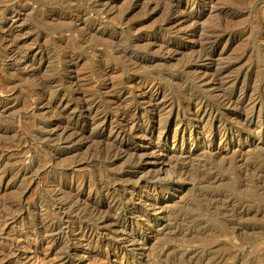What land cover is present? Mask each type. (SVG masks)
Instances as JSON below:
<instances>
[{
    "label": "rangeland",
    "instance_id": "rangeland-1",
    "mask_svg": "<svg viewBox=\"0 0 264 264\" xmlns=\"http://www.w3.org/2000/svg\"><path fill=\"white\" fill-rule=\"evenodd\" d=\"M0 86V264H61L67 250L84 264H264V0H0ZM222 91L242 99L221 104ZM189 96L212 119L195 123ZM127 106L136 115L122 118ZM119 144L114 160L98 150ZM72 178L106 184L147 221L87 229L83 205L106 210V191L69 190ZM69 192L82 207L59 209Z\"/></svg>",
    "mask_w": 264,
    "mask_h": 264
},
{
    "label": "bare ground",
    "instance_id": "bare-ground-1",
    "mask_svg": "<svg viewBox=\"0 0 264 264\" xmlns=\"http://www.w3.org/2000/svg\"><path fill=\"white\" fill-rule=\"evenodd\" d=\"M203 3V2H202ZM206 3H207V1H206ZM170 4V3H169ZM205 4V3H204ZM169 6V10L170 11H173V10H177V9H180V6H181V4L179 3V2H177V1H172L171 2V4L170 5H168ZM205 6V5H204ZM168 8V7H167ZM7 29V28H6ZM97 30V29H96ZM97 32V31H96ZM5 42H7L8 40H7V38L6 37H4V38H2ZM3 41V42H4ZM8 43V42H7ZM7 47H10L11 45H9V44H5ZM6 46H4V47H6ZM6 47V48H7ZM12 52V51H11ZM10 54V53H9ZM11 55V54H10ZM202 55H204V54H202ZM13 56V55H12ZM207 56V55H206ZM205 56V57H206ZM214 73V72H213ZM219 73H221V72H219ZM149 75V74H148ZM210 75V76H209ZM218 75L217 74H205V75H202V76H200V77H198V80L200 81V82H202V83H208V82H210V81H213L214 80V78H216ZM148 80H149V78H148ZM50 82V81H49ZM46 83V82H43V83H41L40 85H39V89L40 90H42L43 92H46L47 91V88L50 86L49 84L50 83ZM143 82H145V81H143ZM73 83V82H72ZM72 83H71V85H72ZM77 84V83H76ZM75 87V86H74ZM50 88V87H49ZM77 88V87H76ZM2 89V87L0 86V90ZM138 89H139V87H138ZM234 90V89H233ZM41 91V92H42ZM149 94L147 95H145V97L147 98V100H146V104H147V106H148V109H147V111H149V112H155L157 109H159L160 108V105H161V102L159 101V97H160V94H159V90L157 89V88H155L154 86H149ZM143 92V91H142ZM146 92H143V93H141L142 95L143 94H145ZM162 93V92H161ZM222 93V94H221ZM221 93H219L217 96H218V100L217 101H219V103H221V104H223L224 102H226V104H227V102L229 103V104H233V103H236L238 100H241L242 99V96H241V93L239 94V95H237V93L235 94V93H233V92H229V94L228 93H226L225 91H222ZM140 94V93H139ZM186 94V93H185ZM52 96H54L53 94H50V97H52ZM216 96V95H215ZM214 96V98H216ZM190 97V102H191V105H193V106H191V107H194V108H196V112H195V114L193 115V121L195 122V123H200V122H202L203 120H204V118H206L207 117V120H209V119H212L211 118V109L210 110H208V104L206 103V102H203V101H194V99H191L192 97L191 96H189ZM236 97V98H235ZM145 99V98H144ZM189 99V98H188ZM85 100V99H84ZM196 100V99H195ZM211 101V100H210ZM45 102V101H44ZM45 103H47V102H45ZM86 103V102H85ZM212 103V102H211ZM89 104V103H88ZM215 104V103H214ZM237 104V103H236ZM87 105V104H86ZM92 105H93V103H92ZM91 105V106H92ZM213 105V104H212ZM90 106V107H91ZM226 106V105H225ZM85 107V106H84ZM87 107V106H86ZM215 107V106H214ZM194 112V111H193ZM214 112V111H213ZM59 114V113H58ZM129 114H132L133 116L134 115H136V111H135V109L133 108V106H127V107H125V108H123L122 109V111L120 112V116L122 117V118H124V117H127V116H129ZM132 118V117H131ZM134 118V117H133ZM191 119V120H192ZM190 120V119H189ZM62 121V120H61ZM92 121V120H91ZM214 121V120H213ZM209 122V121H208ZM207 122V123H208ZM104 123V122H103ZM86 124H84V126H85ZM83 126V127H84ZM101 126H102V124H101ZM125 127H129V129H130V133L132 134V135H134V136H136V137H142V136H145L146 134H145V132H147V129H145V127L146 126H138L137 124H136V122L135 121H131V122H129V125H128V123L127 124H125ZM124 127V128H125ZM76 128H78V123H74V124H72V123H68L67 124V127H65V129L63 130V133H65V134H67L68 133V129H70V130H72L73 131V133H72V136H77V135H79L80 134V130H77ZM80 128V127H79ZM83 129V128H82ZM117 132V131H116ZM60 134H62V133H60ZM112 134V133H111ZM117 135H116V137H118L119 136V133H116ZM64 136V135H63ZM81 136V135H80ZM191 136V135H190ZM193 136V135H192ZM143 138V137H142ZM72 139V138H71ZM78 139V138H77ZM150 139V138H149ZM76 140V139H75ZM74 140V141H75ZM182 145V144H181ZM226 145V144H225ZM155 149V148H154ZM154 149L151 151V152H143V153H135V152H133V154L132 153H130L129 155L131 156V158L129 159V162L134 166V164H137V163H139V162H143V161H146V157H153V156H156V157H158V155H155L156 153H155V151H156V149H155V151H154ZM98 150H99V152L101 153V154H103L104 155V157L105 158H108L109 160H114L115 158H119V156H121V155H125L124 153H125V150H123L122 148H121V146H120V144L119 145H115V146H113V147H108V148H105V147H102V146H99L98 147ZM160 151V150H159ZM158 152V151H157ZM232 154H233V152H232ZM129 156V157H130ZM181 160V159H180ZM179 160V161H180ZM185 161V160H184ZM182 162V160H181V162L182 163H185V162ZM109 162H111V161H109ZM180 162V163H181ZM187 163V162H186ZM177 165H179L178 164V162H177ZM183 164H180V168L178 167L177 169H175V170H173V171H171V173L169 174L170 175V178L171 179H173L174 180V178L175 177H178L179 179H181V176H184L185 175V173L186 172H184L185 170H183V166H182ZM174 167V166H173ZM177 167V166H176ZM175 168V167H174ZM155 176H151V177H149L150 175H148V178H146L145 179V182H142V183H144V185H142V187H145V189H149V186L150 185H154L155 183V181H156V179L158 180V176L156 175V174H154ZM125 176V175H124ZM175 179H177V178H175ZM160 181V180H159ZM86 182L87 181H85L84 179H71V181H70V188H69V190L70 189H74V188H78L79 189V187L80 188H82V189H84L85 190V188L84 187H88L89 189H90V191H102V190H105L106 192H105V194H104V192H103V194H104V200L106 201V210H102L100 207H99V205L97 206V205H95V206H88V204L86 205V204H81L82 202H79L80 200L76 197V195H74V194H72V193H68L67 195H66V199H65V202H63V205L61 206V208H59V209H63L64 211H66L65 209H64V207H71L72 206V202L74 203L73 204V206H76V205H79V206H81L82 207V205L84 206L83 208L85 209V212L86 211H88V213L90 214V216L92 217V220H90V221H93L92 223L90 222V221H88V222H90V224H87L86 225V228L87 229H89V230H91V229H101V228H105V227H107L108 225H112V224H119V223H123L124 225H128V224H130L132 227L133 226H138V225H140V221H142V220H146L147 221V217L146 216H144L145 217V219H143V215H140V213H139V210H138V208H134V206L133 207H131L132 209H130V210H128L127 208L128 207H123V196H117L116 195V193H115V191H114V189L113 190H111V189H108L107 188V185L105 184V185H102V184H98V183H95V184H90V185H88V186H86L87 184H86ZM95 182V181H94ZM138 182V181H137ZM89 183V182H88ZM134 183V182H133ZM160 183V182H159ZM170 183V182H169ZM129 184V183H128ZM158 184V183H157ZM141 185V184H140ZM130 186V185H129ZM138 186H139V184H138ZM154 187H155V185H154ZM77 189V190H78ZM154 189V188H153ZM147 192V191H146ZM78 195V194H77ZM55 196V195H54ZM56 198V197H55ZM101 200H102V198H101ZM57 201V200H56ZM100 201V200H99ZM54 203V202H53ZM125 205V204H124ZM46 206H48V205H46ZM72 206V207H73ZM79 206H78V208H79ZM156 206V205H155ZM77 208V209H78ZM58 209V210H59ZM82 209V208H81ZM83 209V210H84ZM58 212V211H57ZM61 212V211H60ZM79 212H80V210H79ZM85 212H83V214L85 213ZM147 212V211H146ZM65 212H63L62 211V213L61 214H64ZM75 213V212H74ZM73 213V214H74ZM77 214H79L78 212H76ZM82 213V212H81ZM81 213L79 214V216L81 215ZM113 214L112 216H110V214ZM68 214V213H67ZM71 215H73L72 213H70ZM76 214V215H77ZM86 214H87V212H86ZM75 215V214H74ZM88 215V214H87ZM61 216V215H60ZM79 216H77L78 218H79ZM84 216V215H83ZM89 216V217H90ZM58 217H59V215H58ZM77 218V219H78ZM83 218L84 217H82L81 219L83 220ZM58 219H60V218H58ZM79 220V219H78ZM58 223H60V222H58ZM87 223V222H86ZM85 224V223H84ZM54 225V224H53ZM53 225L52 226H47V228H45V229H47V231L45 232V236H42L41 237V241H43V240H45V241H47V240H50V239H52V235H53V233H54V231H56V228L55 227H53ZM141 225H143L142 223H141ZM140 225V226H141ZM146 225V224H145ZM60 226V225H59ZM119 226V225H118ZM130 226V227H131ZM63 227V226H62ZM61 227V228H62ZM63 229V228H62ZM108 229H109V227H108ZM58 230V229H57ZM60 230V229H59ZM60 231H62V230H60ZM58 232V231H57ZM63 232V231H62ZM85 232V231H84ZM92 232V231H91ZM94 232V231H93ZM87 233V232H86ZM32 234H34V235H36V233H34V232H32ZM58 234V233H57ZM83 234V233H82ZM88 235H89V233H88ZM101 236V235H100ZM35 237V236H34ZM51 237V238H50ZM56 237V236H55ZM84 237V236H83ZM83 237H81V239L83 238ZM87 237V236H86ZM90 237V236H89ZM30 238H33V237H30ZM59 238V237H58ZM91 238V237H90ZM90 238H85V240H86V242H87V246L89 247V245H90V243H91V239ZM105 238V237H104ZM112 238V237H111ZM38 239V238H37ZM37 239H35V240H33V243L34 242H36L37 241ZM84 239V238H83ZM101 239V238H100ZM38 240H40V239H38ZM84 240V241H85ZM105 240V239H104ZM115 240H118V239H115ZM54 241V240H53ZM56 241V240H55ZM137 241H139L138 239H133V241H132V243H134V242H137ZM36 244V243H35ZM107 244V243H106ZM29 249V248H28ZM68 249V248H67ZM66 249V250H67ZM29 250H31V249H29ZM70 250V249H69ZM11 251V250H10ZM67 252H69L68 253V255H67V257H65L64 259H63V262L61 263V264H84L85 262V260H87L88 259V256L86 255V257L84 256V255H82V256H80V254L78 255L77 254V252L75 251V250H70V251H68L67 250ZM66 251H65V253H67ZM13 253V252H12ZM16 253V252H15ZM15 253H13V254H10V255H15ZM15 258V257H14ZM20 258V257H19ZM33 259H31L30 260V262H28V263H25V264H41L42 263V260L40 261V262H38V258H35L34 259V257H32ZM27 259H29V258H27ZM25 261H27V260H25ZM103 261H105V260H103ZM18 262V261H17ZM19 263V262H18ZM22 263H24V262H22ZM89 263V262H88ZM58 264V263H57ZM100 264V263H99ZM101 264H108V261L106 260L105 262H101Z\"/></svg>",
    "mask_w": 264,
    "mask_h": 264
}]
</instances>
